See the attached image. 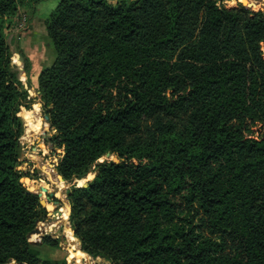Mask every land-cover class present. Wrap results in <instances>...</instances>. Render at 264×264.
Masks as SVG:
<instances>
[{
	"label": "trees",
	"instance_id": "1",
	"mask_svg": "<svg viewBox=\"0 0 264 264\" xmlns=\"http://www.w3.org/2000/svg\"><path fill=\"white\" fill-rule=\"evenodd\" d=\"M222 1L58 0L45 21L56 57L38 87L56 170L72 180L95 166L68 193L87 254L264 264V11ZM18 9L0 0V264H67L41 262L30 240L48 210L20 168L28 92L16 56L28 79L31 66L6 32Z\"/></svg>",
	"mask_w": 264,
	"mask_h": 264
},
{
	"label": "rangeland",
	"instance_id": "2",
	"mask_svg": "<svg viewBox=\"0 0 264 264\" xmlns=\"http://www.w3.org/2000/svg\"><path fill=\"white\" fill-rule=\"evenodd\" d=\"M106 1L117 5L121 0ZM18 3V12L7 25L6 32L11 38H15L12 43L13 52L23 51L30 60L31 69L28 79L21 56H16L17 60L21 61L19 65L20 76L28 92L26 99L28 108H22V116L31 120L30 114L33 112L35 117L42 122L40 130L37 132L28 131L29 123L28 121L25 123V131L20 138L23 146L20 168L31 174V177L23 179L30 191L37 193L39 189L37 190L36 186L43 188V195L40 198L45 200V207L48 210L47 218L39 221L36 226V228L41 229V233L31 234L30 240L40 244L39 257H41V262L46 259L63 260L65 258L67 264H110L102 257H94L82 251L69 220L71 206L68 193L73 186L88 184L95 176V166L91 167L81 178L65 180L62 177V181L59 177L61 175L55 167L62 150H54L48 144V138L55 130L50 127L46 119L48 115L45 113L46 109L43 108L44 102L39 92L38 79L41 71L50 66L56 57L45 21L56 8L58 0H18ZM222 3L227 6L243 4L254 11H264V0H246V3L242 0H223ZM262 49L264 50V45ZM27 111L29 113L24 116L23 113ZM256 128L260 130V124ZM102 159L118 161L116 156L103 157ZM53 224H55L54 227ZM47 231L52 238L59 240L58 247L42 245L41 241Z\"/></svg>",
	"mask_w": 264,
	"mask_h": 264
},
{
	"label": "bare ground",
	"instance_id": "3",
	"mask_svg": "<svg viewBox=\"0 0 264 264\" xmlns=\"http://www.w3.org/2000/svg\"><path fill=\"white\" fill-rule=\"evenodd\" d=\"M243 2H245L246 3V0H242ZM251 3V2H250ZM254 7L256 6V5H253ZM35 108H37V107H35ZM25 116V115H24ZM30 116H31V120L29 119V118H27L26 116H25V118H26V120L28 121V123H29V128H28V131H33V132H37V131H39L40 130V128H41V125H42V122L40 121V119L39 118H37V117H35V115H34V113L33 112H31V114H30ZM36 119L35 121L33 120V119ZM48 123V122H47ZM27 134V133H26ZM61 179V178H60ZM62 180V179H61ZM63 181V180H62ZM37 190L39 189V191L41 192V195H43V188H41V187H39V186H36L35 187ZM65 215V214H64ZM59 220V219H58ZM53 227L55 226V224H53L52 225ZM51 227V226H50ZM52 228V227H51Z\"/></svg>",
	"mask_w": 264,
	"mask_h": 264
},
{
	"label": "water",
	"instance_id": "4",
	"mask_svg": "<svg viewBox=\"0 0 264 264\" xmlns=\"http://www.w3.org/2000/svg\"><path fill=\"white\" fill-rule=\"evenodd\" d=\"M23 115H25V113H23ZM46 119L48 120V116H46ZM27 121V120H26ZM60 178H62V176H59ZM85 185H87V184H85ZM84 185V186H85ZM37 194L39 195V196H41V192L39 191V192H37ZM41 203L43 204V205H45V200L44 199H42L41 200ZM33 233H41V229L40 228H35L34 230H33V232H32V234ZM45 235H49V232L47 231L46 233H45ZM76 239H77V241L79 242V243H81V241H80V239L79 238H77L76 237ZM105 260V259H104Z\"/></svg>",
	"mask_w": 264,
	"mask_h": 264
}]
</instances>
